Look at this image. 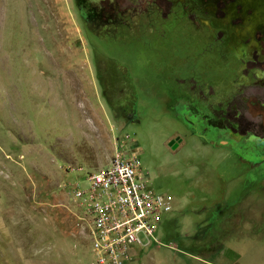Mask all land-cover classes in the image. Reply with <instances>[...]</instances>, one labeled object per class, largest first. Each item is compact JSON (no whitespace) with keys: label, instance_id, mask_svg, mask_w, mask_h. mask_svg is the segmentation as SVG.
Wrapping results in <instances>:
<instances>
[{"label":"rangeland","instance_id":"374dc122","mask_svg":"<svg viewBox=\"0 0 264 264\" xmlns=\"http://www.w3.org/2000/svg\"><path fill=\"white\" fill-rule=\"evenodd\" d=\"M130 1L131 28L113 39L120 44L102 42L107 55L97 36L117 33L120 22L102 17L118 14L110 0H0V264H93L91 218L76 191L116 156L137 162L172 205L160 244L136 248L126 264H264V165L230 160L191 132L214 110L207 103L221 55L234 70L236 52L215 42L216 17L178 7L155 30L141 18L168 11L167 1ZM184 1L188 12L210 10L207 0ZM213 218L214 249L193 250L191 238Z\"/></svg>","mask_w":264,"mask_h":264},{"label":"flooded vegetation","instance_id":"af4514ba","mask_svg":"<svg viewBox=\"0 0 264 264\" xmlns=\"http://www.w3.org/2000/svg\"><path fill=\"white\" fill-rule=\"evenodd\" d=\"M93 1L97 2L98 0ZM110 1L118 8V14L108 16L104 12L102 17L111 22L120 19V22L117 25V33L106 31L112 36L108 37L106 33L103 37L97 36L99 38L97 41L107 55L109 52L104 48L102 42L109 41L120 44V40L117 39L122 37L118 33L123 27L131 28L127 23L130 21V14L127 11L134 5L129 0L126 3L128 4L127 9L125 8L126 4L124 5L121 0ZM166 1L169 4L168 11L160 14L156 8V19L151 14H144L141 18L144 19L142 23L146 24L147 21L153 19L156 25L151 26H154L155 30H158L159 27L163 29V23L170 20L173 10L178 7H183L191 16L209 14L216 17L219 24L218 26L210 25L211 32L215 34V42H220L226 50L229 48L234 50L236 52H232V56H235L234 61L239 62V66L233 70L234 64L231 63V58L228 56L224 58L222 57L224 55H221L219 60L223 62L219 69L214 70V76L218 78V81L214 82L211 87V96L215 95V102H213V96V100L207 103L214 107V110L209 114L201 115V129L191 132L196 134L205 146L224 149L228 152L230 160L236 159L239 163L247 164L253 170L258 171L264 165V0H207L204 1V4L209 3L205 7L210 10L204 13L188 12L184 0ZM193 1L200 5L202 0ZM234 5H237L236 14H234ZM200 20L203 24L209 23L207 18L202 17ZM114 38L117 39L113 40ZM176 56L180 59L183 58L179 54ZM121 67L126 68L133 83L137 82V85L141 83L140 78L129 74V69L126 66L121 65ZM178 80L180 81V79ZM106 100L113 108L112 110L118 111L126 119H136V113L129 109L127 103L122 100H111L107 96ZM191 125L192 123H190ZM175 139L179 143L181 142L180 138Z\"/></svg>","mask_w":264,"mask_h":264},{"label":"built area","instance_id":"2783aa9c","mask_svg":"<svg viewBox=\"0 0 264 264\" xmlns=\"http://www.w3.org/2000/svg\"><path fill=\"white\" fill-rule=\"evenodd\" d=\"M137 162L116 156L111 166L88 174L89 187L76 191L91 221L93 264H126L136 248L160 244L156 237L171 199L149 187Z\"/></svg>","mask_w":264,"mask_h":264},{"label":"trees","instance_id":"16d2710c","mask_svg":"<svg viewBox=\"0 0 264 264\" xmlns=\"http://www.w3.org/2000/svg\"><path fill=\"white\" fill-rule=\"evenodd\" d=\"M241 199V198H240ZM240 199L236 198V200H232L231 202L236 203L239 202ZM220 207V206H219ZM218 213L220 215V213H222L223 210H220L221 208H217ZM214 217V216H213ZM215 218H213L212 222H209L207 225H205V227L198 228V231L196 232V234H194V236L191 238V247L193 250L202 253V251H204V249L206 250H213L214 249V243L212 240V234L211 231H213V228L216 227V221L214 220ZM174 223V220H170L167 224V226H170ZM202 229V230H201Z\"/></svg>","mask_w":264,"mask_h":264},{"label":"water","instance_id":"95a60500","mask_svg":"<svg viewBox=\"0 0 264 264\" xmlns=\"http://www.w3.org/2000/svg\"><path fill=\"white\" fill-rule=\"evenodd\" d=\"M169 145L173 148V149H176L179 145V142L177 141V139H172L170 142H169Z\"/></svg>","mask_w":264,"mask_h":264},{"label":"bare ground","instance_id":"6f19581e","mask_svg":"<svg viewBox=\"0 0 264 264\" xmlns=\"http://www.w3.org/2000/svg\"><path fill=\"white\" fill-rule=\"evenodd\" d=\"M111 166V165H110Z\"/></svg>","mask_w":264,"mask_h":264}]
</instances>
